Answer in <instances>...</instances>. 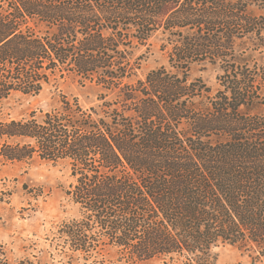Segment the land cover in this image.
Segmentation results:
<instances>
[{
	"label": "trees",
	"instance_id": "1",
	"mask_svg": "<svg viewBox=\"0 0 264 264\" xmlns=\"http://www.w3.org/2000/svg\"><path fill=\"white\" fill-rule=\"evenodd\" d=\"M255 7L264 0H0V102L67 75L108 91L98 107L61 93L40 116L0 120V159L71 165L80 217L61 225L60 254L91 259L111 246L117 264H219L222 244L264 252ZM160 33L169 65L131 80L135 49ZM194 64L220 66L216 90L191 79ZM0 264L42 263L12 262L0 240Z\"/></svg>",
	"mask_w": 264,
	"mask_h": 264
},
{
	"label": "rangeland",
	"instance_id": "2",
	"mask_svg": "<svg viewBox=\"0 0 264 264\" xmlns=\"http://www.w3.org/2000/svg\"><path fill=\"white\" fill-rule=\"evenodd\" d=\"M252 12L259 14L264 10L255 7ZM163 43L160 33L148 44L135 49L136 57L142 59L131 80L144 79L151 70L169 65ZM249 52L246 51L242 57H253ZM221 72L219 65L194 64L191 79L200 77L216 90ZM104 92L108 91L102 86L77 76L58 77L46 84L39 94L14 92L0 102V120L22 118L33 111L40 116L41 110L60 105L61 93L78 97L86 108L98 107L103 102L100 96ZM74 180L68 161L52 162L38 157L29 162L0 159V240L6 245L12 262L37 256L42 264H117V251L111 246L91 259L78 254L70 259L56 248L61 225L80 217L79 206L68 196ZM214 252L218 255L219 264H264V252L258 247L222 244ZM145 264L163 263L152 259Z\"/></svg>",
	"mask_w": 264,
	"mask_h": 264
}]
</instances>
